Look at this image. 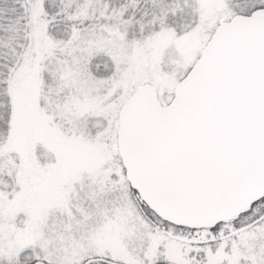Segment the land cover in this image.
<instances>
[{
  "label": "snow or ice",
  "instance_id": "1",
  "mask_svg": "<svg viewBox=\"0 0 264 264\" xmlns=\"http://www.w3.org/2000/svg\"><path fill=\"white\" fill-rule=\"evenodd\" d=\"M0 264H264V0H0Z\"/></svg>",
  "mask_w": 264,
  "mask_h": 264
}]
</instances>
